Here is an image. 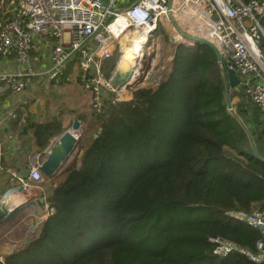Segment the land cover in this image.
<instances>
[{
  "label": "trees",
  "instance_id": "1",
  "mask_svg": "<svg viewBox=\"0 0 264 264\" xmlns=\"http://www.w3.org/2000/svg\"><path fill=\"white\" fill-rule=\"evenodd\" d=\"M188 38L193 45L172 44L158 84L77 116L85 123L78 155L41 182L52 213L0 264H264L237 252L217 256L208 241L220 236L254 251L262 238L226 211L264 208V161L248 136L264 158V118L240 89L229 90L235 110L226 108L216 52ZM114 66L107 62V76ZM61 124L59 116L30 122L38 152ZM9 169L27 177L26 157L2 162L0 195L13 186Z\"/></svg>",
  "mask_w": 264,
  "mask_h": 264
},
{
  "label": "built area",
  "instance_id": "2",
  "mask_svg": "<svg viewBox=\"0 0 264 264\" xmlns=\"http://www.w3.org/2000/svg\"><path fill=\"white\" fill-rule=\"evenodd\" d=\"M187 4L204 9L209 21L204 31H211L214 38L205 39L217 47L222 66L235 70L237 88L264 118V28L260 22L264 0H10L6 9L5 0H0V67L6 65L0 69V112L3 96L9 93L13 105L37 75L31 60L32 52L38 50L47 61L44 73L54 84L61 79L69 81L66 67L74 64V74L95 113L101 112L104 100L116 103L130 99L127 88L133 84L156 85L163 73L153 75V59L147 57L153 51L155 33L159 24L175 29L173 17ZM118 20L121 24H116ZM178 31L180 38L175 41L187 44L192 35ZM135 34L144 35L146 40L140 56L133 58L131 77L117 86L104 74L103 62L118 51L119 64L123 45ZM147 62L150 67L145 70ZM13 63L16 67H9ZM28 178L36 184L44 180L39 164L30 166ZM226 215L258 229L262 238L253 251L220 236L210 237L212 253L226 256L237 252L254 263L264 262V208L228 210Z\"/></svg>",
  "mask_w": 264,
  "mask_h": 264
},
{
  "label": "crops",
  "instance_id": "3",
  "mask_svg": "<svg viewBox=\"0 0 264 264\" xmlns=\"http://www.w3.org/2000/svg\"><path fill=\"white\" fill-rule=\"evenodd\" d=\"M8 4L9 2L5 3L4 9H6ZM159 31H161V33L157 36ZM172 31V27L162 26L161 30L157 29L155 33V37L159 39L158 42H160L158 44L159 47L157 46V48L160 50L165 49V44H163L160 40L163 38L168 39L169 55L165 60H170V56L172 58V44L176 42L175 40H177V37L173 36ZM31 61L33 68L37 72V75L32 78L30 86L19 95L13 105L11 104V99L8 95L9 93H6L2 98L0 112V168L2 162L9 164L14 160L17 161L19 157L22 158L24 156L27 159L29 168L32 164L40 165L41 162L46 158L50 147L56 142V140L66 130L71 129L73 120L76 118L79 121L81 127L84 124V120L79 117L77 118V116H88L90 113L85 110L86 107L90 110L89 96L88 94H84L80 88L76 75L74 74L72 66L73 63H69L66 67V74L70 76V80L65 81L62 79L65 82L61 84H59V82L58 84L63 89V92H57L56 89H54L57 85L49 82L46 74L44 73V70L47 67V61L42 50L32 52ZM104 62H107V60ZM117 66L118 63L111 69L110 76H112V74L116 71ZM154 66L156 67V64H154ZM5 67L6 65H3L2 68L0 67V69H4ZM9 67L15 68L16 64L13 63ZM162 69H164V66ZM156 74H158V71H153V75ZM73 82L78 85V88L80 89V92H82L81 94L86 103L84 108L83 104L81 105L78 103L80 108H82L81 110H77L78 108L76 105L75 96H73V94L71 96L70 94V88L74 84ZM50 92L58 94L57 96L50 97ZM24 100H26V102H24ZM52 116L60 117L62 121L61 125L64 131L62 134L51 138L49 140L48 147L43 152H38L31 140L32 129L29 127V124L30 122L43 123L50 120ZM75 149V153L73 155L71 153L66 158L56 174L59 173L61 169L65 168L75 158V156L78 155L77 148L75 147ZM9 171H11L13 176V178L10 180L11 185L13 186L4 195H0V224L21 211H26L24 216L31 217V220L32 217L38 218L43 214L42 212L45 208L46 215H43L44 217L41 219H46L48 216L47 213L51 208L49 209L48 204L45 202V196L44 193H42L44 188L41 186V183L36 184L28 178L29 170L27 177L22 176L21 173H18L13 169H9ZM10 193L12 195H16V197L21 199L23 203L20 202L21 205L19 204V206L17 203L9 204L7 196ZM28 208H31L34 213L28 212Z\"/></svg>",
  "mask_w": 264,
  "mask_h": 264
},
{
  "label": "rangeland",
  "instance_id": "4",
  "mask_svg": "<svg viewBox=\"0 0 264 264\" xmlns=\"http://www.w3.org/2000/svg\"><path fill=\"white\" fill-rule=\"evenodd\" d=\"M5 1L7 3L9 2V0H5ZM176 18H177V16H176ZM176 18L173 17L172 24L174 25L175 29L177 30V33H180L178 31V29H181L183 32L187 33L188 35H192V36H195V37L200 36L198 34V32L197 33H191V32H188V31L186 32L183 28H181V26L179 25L178 20ZM161 28H162V24H159L157 29L161 30ZM160 33H161V31H159V34H157V36L160 35ZM161 35H163V34H161ZM158 41H159V39H157L156 37L153 39V41H152L153 46L150 49V50H153V51H151L150 55L147 56V57L148 58L152 57V59H153L152 63L156 64V67L154 66L155 68H153V71H158V73L161 72V73L165 74L168 71V69H169L170 60L172 58L170 56V60H165L167 58V56L169 55V52H168L169 51L168 50L169 49L168 48V41H166V38H163V39L160 40L163 44H165V49H161L160 50L159 48H157L158 44L160 43ZM186 41H187V45H193L192 44L193 41L188 40V39ZM148 58H145V59L149 60ZM109 61L111 63L114 62V64L116 63L115 65H117V63L119 61V53H118V51L114 52L113 56L109 60H107V62H109ZM107 62H103V67H102V70H103L105 75H106L105 71H107ZM163 66H164V69H162ZM144 67H145V70L149 69L150 65L148 64V62L146 64V66H144ZM117 68H118V66L116 67V70H117ZM130 70H132V69H130ZM59 84H56L57 86L54 89H56L57 92H59V91L63 92V89L59 86ZM143 86H149V85H142L141 83H138V84L136 83V84H133V85L129 86L127 88V92L130 93L129 95H131V98H132V92L134 91V89H136L137 87H143ZM231 91H233V89H231ZM70 92H71L70 93L71 96H72V94H73V96H75L76 105H77V108H78L77 110H81L82 109V108H80L79 104H81V105L83 104V108H84L86 106V103H85L84 98H83V96L81 94L82 92H80V89L78 88V85L76 83H74L71 86ZM57 94H56V96H57ZM77 100H78V102H77ZM237 101H238V96L235 95V96H233L231 98V103L233 105V109L234 110H235L234 103H236ZM85 110L87 112H90L89 115L92 114L91 108L89 110L86 107ZM84 127H85V123L78 130V132L80 134H81L82 130L84 129ZM91 133L92 132H90L89 135ZM75 151H76V149L73 150L72 155L75 153ZM43 192H44V190H42V193ZM14 196H16V195H14ZM27 210H28V212L34 213V211L31 208H28ZM25 212L26 211H21V212L15 214L14 216H11L8 220H5L3 223L0 224V262H2L4 260V256L7 253H9L10 251H12V249H14V247L19 246L20 243L23 242V241L27 242L29 237H31V235H32L30 230L32 228H35V230H36L37 226H39L45 220V219L43 220L41 218H43L46 215V208L44 209V211L42 212L43 214L40 217H38V218L32 217V220L30 219L31 217H28V216L25 217L24 216ZM190 214L193 215V213H190ZM144 245L151 247V245L149 244L148 241L144 242ZM145 246L139 244V247L142 250H148Z\"/></svg>",
  "mask_w": 264,
  "mask_h": 264
},
{
  "label": "water",
  "instance_id": "5",
  "mask_svg": "<svg viewBox=\"0 0 264 264\" xmlns=\"http://www.w3.org/2000/svg\"><path fill=\"white\" fill-rule=\"evenodd\" d=\"M191 37L194 40L202 41V42L209 44L216 52L218 62L220 64L223 62L222 56L214 44H212L210 41L202 37H195V36H191ZM118 71L119 70L117 68V70L112 74L111 81L113 84L117 86H122L125 83V81L131 77L132 70H130L129 72H126L123 75L119 73L120 71L119 72ZM223 72H224V100H225L226 108L230 112H233L234 109H233V105L230 100L229 90L237 88L238 77L236 75L235 70L232 68L230 69L224 68ZM79 128H80V123L75 118L72 122L71 129L66 130L56 140V142L50 147L46 158L39 165V169L44 174V176H52L56 174V172L61 168L62 164L66 160V158L73 152V150L76 147V143L79 138V135H80V133L78 132ZM248 136L250 139V143H251L254 156L264 161V158H262L257 153L256 147L251 138V135L249 134ZM30 232L31 234H33L35 232V228H32ZM23 243H26V241H23Z\"/></svg>",
  "mask_w": 264,
  "mask_h": 264
},
{
  "label": "bare ground",
  "instance_id": "6",
  "mask_svg": "<svg viewBox=\"0 0 264 264\" xmlns=\"http://www.w3.org/2000/svg\"><path fill=\"white\" fill-rule=\"evenodd\" d=\"M177 20L181 28L191 33H197L208 40H213L212 32H205V27H208L209 21L205 15L204 9L201 6L187 4L177 15ZM116 24H121V20H118ZM173 29L174 37H179L178 33ZM176 35V36H175ZM127 37V33L125 38ZM180 38V37H179ZM146 37L144 35L135 34L130 38L129 44H124L122 47V58L118 64V70L123 75L129 72L133 62V58L139 57L142 50V43H144ZM15 194V193H14ZM9 204L17 203L20 204L21 199L12 195L11 193L7 196ZM23 203V202H22ZM16 204V205H17ZM21 205V204H20Z\"/></svg>",
  "mask_w": 264,
  "mask_h": 264
}]
</instances>
